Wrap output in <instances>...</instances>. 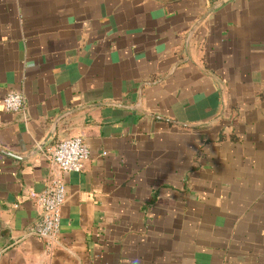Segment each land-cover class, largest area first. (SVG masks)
<instances>
[{"label":"crops","instance_id":"crops-1","mask_svg":"<svg viewBox=\"0 0 264 264\" xmlns=\"http://www.w3.org/2000/svg\"><path fill=\"white\" fill-rule=\"evenodd\" d=\"M0 264H264V0H0Z\"/></svg>","mask_w":264,"mask_h":264},{"label":"built area","instance_id":"built-area-1","mask_svg":"<svg viewBox=\"0 0 264 264\" xmlns=\"http://www.w3.org/2000/svg\"><path fill=\"white\" fill-rule=\"evenodd\" d=\"M24 97L15 92L3 98V109L8 113L24 110ZM89 158V150L80 137L66 138L58 142L49 155L50 162L61 172H81ZM35 209L39 214L31 234L44 241L49 247L56 242L59 232L60 210L65 201L63 182L56 178L39 193L30 192Z\"/></svg>","mask_w":264,"mask_h":264}]
</instances>
